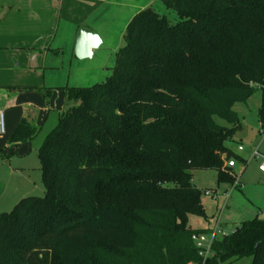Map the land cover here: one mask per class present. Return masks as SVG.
<instances>
[{
	"label": "trees",
	"instance_id": "obj_1",
	"mask_svg": "<svg viewBox=\"0 0 264 264\" xmlns=\"http://www.w3.org/2000/svg\"><path fill=\"white\" fill-rule=\"evenodd\" d=\"M162 3L175 22L137 11L105 80L62 88L78 104L37 150L44 195L0 214V264H264V220L217 230L205 260L192 235L213 224L188 222L209 219L194 172L232 184L226 162H245L229 146L240 126L234 107L256 90L264 127V0ZM37 132L22 119L10 142Z\"/></svg>",
	"mask_w": 264,
	"mask_h": 264
},
{
	"label": "rangeland",
	"instance_id": "obj_2",
	"mask_svg": "<svg viewBox=\"0 0 264 264\" xmlns=\"http://www.w3.org/2000/svg\"><path fill=\"white\" fill-rule=\"evenodd\" d=\"M131 5L132 7L129 6L125 11L119 12L118 18L111 25H109L108 20H105L106 15H102L103 20L99 24L101 28L98 31L99 33L106 32L100 46L93 51L92 57L77 59L71 52H68L69 60L67 62L65 59L64 69L59 74H53V77H46L45 83L47 84L48 81H51L53 85L65 87H89L101 84L111 73L115 63L116 52L124 45L126 27L139 7H153L160 14H164L170 21L175 22L177 20L176 14L171 10H167L162 0H133ZM96 33L99 35L98 32ZM54 34L50 36L45 44V49L50 52L55 50V43H53ZM21 65L20 62L19 66L22 67ZM65 101H67L66 107L78 104L76 100L69 101L66 99ZM259 105L260 91L256 90L246 103L236 104L234 107V111L240 120V126L235 130L233 140L229 143V146L245 162L235 157L233 158L235 166L232 172L234 176L238 177L240 186L233 189L231 196L226 198V193H224L225 188H231V184L217 183L214 170L196 171L192 177L193 183L203 191L201 202L202 204L205 203L207 213L211 212L216 200L209 195L207 196L204 190L217 188V185H219L216 191L220 196L218 213L224 206V202L226 206L222 209L218 219L217 237L231 233L243 220L253 218L264 220V174L259 170V159L251 157L256 148L259 152H264V127L260 125L257 118ZM61 113L62 110L59 114L51 110L45 121L43 116L42 123L43 121L44 123H41V129L31 140V144L29 147L27 146L25 153H20L21 150L20 152H10L11 155L6 157L7 161H10L9 164H4V161L1 162L2 160H0V214L11 211L14 204L21 197L44 195L45 191L41 182L40 161L37 150L44 143L48 133L57 124ZM218 122L225 124L224 121L219 119ZM4 135L5 133L1 137ZM238 146H242L243 150L239 151ZM13 170L17 173H13ZM218 213L213 218L211 217L210 221L213 220L214 223ZM191 219L195 226L205 222V219L200 216L192 215ZM249 263L250 258L242 257L230 263L221 262L220 264Z\"/></svg>",
	"mask_w": 264,
	"mask_h": 264
},
{
	"label": "crops",
	"instance_id": "obj_3",
	"mask_svg": "<svg viewBox=\"0 0 264 264\" xmlns=\"http://www.w3.org/2000/svg\"><path fill=\"white\" fill-rule=\"evenodd\" d=\"M132 1L0 0V109L5 114V135H0L1 162L9 164L6 157L11 155L10 152L21 150L20 153H25L31 144L33 138L26 142H10L12 132L22 119H26L39 132L51 110L59 114L65 109L67 97L62 89L65 86L53 85L51 81L46 84L45 78L53 77V74H59L64 69L65 59L67 62L69 60L68 52L75 56L78 29L87 28L99 33L102 15H106L105 20L111 25L119 12L132 7ZM143 8L139 7L135 13ZM105 32L99 33L101 42ZM52 34L55 50L50 52L45 49V44ZM20 62L22 67L19 66ZM47 88L51 91L45 97L44 90ZM13 173L17 172L13 170ZM217 188L205 189L215 191V198L209 196L216 201L210 213H207L205 203L202 204L209 219L201 225L195 226L192 215L189 216L188 222L192 228H206L213 224L210 218L218 213L219 207ZM226 191L231 196L233 189L225 188L224 193ZM223 205L224 208L225 202ZM223 208L219 210L220 214Z\"/></svg>",
	"mask_w": 264,
	"mask_h": 264
},
{
	"label": "built area",
	"instance_id": "obj_4",
	"mask_svg": "<svg viewBox=\"0 0 264 264\" xmlns=\"http://www.w3.org/2000/svg\"><path fill=\"white\" fill-rule=\"evenodd\" d=\"M5 133V118H4V112L0 109V135ZM238 150H243L242 146H238ZM252 158L259 159V170L264 174V154L259 152V150L256 148L252 155ZM227 166L230 168H233L235 166V160L233 158L229 159L226 162ZM240 185L238 177L234 180V182L231 184V189H234ZM204 193L206 195H210L212 197H216L217 194L210 190H205ZM226 198L229 197L230 192L226 191ZM223 208V207H222ZM220 217V213H218L217 218L214 220L213 223V229L211 233H197L192 235V240L195 245V247L198 249L199 256L202 257V260H205L210 255L211 245L213 242L214 235L216 231L218 230V219Z\"/></svg>",
	"mask_w": 264,
	"mask_h": 264
},
{
	"label": "water",
	"instance_id": "obj_5",
	"mask_svg": "<svg viewBox=\"0 0 264 264\" xmlns=\"http://www.w3.org/2000/svg\"><path fill=\"white\" fill-rule=\"evenodd\" d=\"M101 44L100 36L87 28H79L74 44V54L78 59L92 57L93 50Z\"/></svg>",
	"mask_w": 264,
	"mask_h": 264
}]
</instances>
